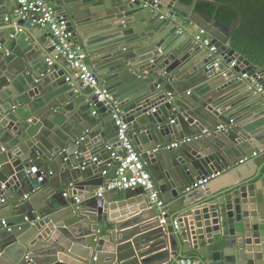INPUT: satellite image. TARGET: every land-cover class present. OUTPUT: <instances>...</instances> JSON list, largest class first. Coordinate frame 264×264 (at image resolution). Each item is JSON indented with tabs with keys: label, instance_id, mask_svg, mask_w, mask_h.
<instances>
[{
	"label": "water",
	"instance_id": "obj_1",
	"mask_svg": "<svg viewBox=\"0 0 264 264\" xmlns=\"http://www.w3.org/2000/svg\"><path fill=\"white\" fill-rule=\"evenodd\" d=\"M49 1L74 40L110 23L106 41L83 39L86 63L129 123L166 221L160 226L142 188L95 195L116 177L112 154L122 153L114 109L66 82L65 59L46 61L56 55L50 33L11 14L14 24L0 35V264H175L189 255L202 264H264V102L232 77L246 71L264 85V65L230 46L239 11L211 0ZM199 1L238 17L222 24L196 11ZM191 26L205 31L206 48ZM132 203L136 215L115 212Z\"/></svg>",
	"mask_w": 264,
	"mask_h": 264
},
{
	"label": "built area",
	"instance_id": "obj_2",
	"mask_svg": "<svg viewBox=\"0 0 264 264\" xmlns=\"http://www.w3.org/2000/svg\"><path fill=\"white\" fill-rule=\"evenodd\" d=\"M10 1H13L18 5V8L14 12L16 15L28 20L31 26L47 29L50 33V42L54 47L56 55L52 58H47V63L52 65L53 59L58 57L64 58L67 66V73L64 80L68 83H70L71 80H77L81 85L89 87L92 90L97 98V102H101L104 106H112L114 109L113 118L115 126L117 127V137L122 153L119 155L116 153L112 154L113 158L117 160V166L115 168L116 177L111 179L106 186H101L96 195L101 197L106 190L142 188L145 192L149 206L158 209L160 226H165L167 212L164 208L166 203L162 199L160 191L152 178L150 171L129 135V123L125 121L121 112L117 110V101L114 99L109 89L93 72H91L86 63L87 54L74 42L72 31L69 30L68 27V20L56 11L55 7L49 2V0ZM5 20H8V17H6ZM205 34V31L199 28L197 33L193 36V40L202 48H206L210 43L209 38H203ZM207 51L212 54L215 53L216 48L211 45L207 48ZM221 63H223L222 56L215 54L213 59L214 68L219 71L218 67ZM235 66L236 61L232 60L229 63H226L225 69L220 72L223 76H226V73L233 71ZM232 77L244 80L247 91L264 102V85L259 82L257 76L249 75L245 71L233 72ZM170 122L172 123L173 120ZM177 145L178 143H171L165 147L170 148L176 147ZM256 155L257 152H254L253 156ZM92 160L96 161L97 157H93ZM240 162H243V160ZM224 172L225 170H220L212 172L206 177L199 178L188 188V190L203 187L208 184L209 181L221 176ZM64 195H66V193ZM28 197L29 195H25V198ZM75 199L77 202L79 201L78 197H75ZM0 202H3V200ZM173 226L175 229H179L177 219H174ZM177 264L202 263L193 258H185L177 260Z\"/></svg>",
	"mask_w": 264,
	"mask_h": 264
},
{
	"label": "trees",
	"instance_id": "obj_3",
	"mask_svg": "<svg viewBox=\"0 0 264 264\" xmlns=\"http://www.w3.org/2000/svg\"><path fill=\"white\" fill-rule=\"evenodd\" d=\"M227 4L240 13V22L230 38V46L252 64L264 65V0H211ZM189 4L191 0H181ZM196 11L212 16L227 26L238 17L229 7H217L213 3L199 1L194 6Z\"/></svg>",
	"mask_w": 264,
	"mask_h": 264
},
{
	"label": "crops",
	"instance_id": "obj_4",
	"mask_svg": "<svg viewBox=\"0 0 264 264\" xmlns=\"http://www.w3.org/2000/svg\"><path fill=\"white\" fill-rule=\"evenodd\" d=\"M50 2V1H49ZM0 3H1V6H0V8L1 9H3L4 10V12H6L5 13V15L4 16H0V35H1V39H4L6 36H7V33H8V31H9V29H10V27H12V25L14 24L13 23V21H12V19H11V14L14 16V17H17V16H19V15H16L14 12H15V10L18 8L17 6H16V3L15 2H13V1H10V0H0ZM53 4V3H52ZM53 6H54V4H53ZM55 7V6H54ZM102 11L103 10H101L99 13H102ZM162 14H165L164 12L162 13ZM6 17H8V20H5V18ZM93 19H98V17L97 16H95ZM26 20V19H25ZM108 24H110V23H106V24H103V23H101V24H94V28L93 29H91L89 32H87L86 34H88V35H85L84 33H82V35H79V34H77V40L75 39L74 40V42L77 44V45H79L80 46V48L83 50H85L86 49V46H84V44H83V39L85 40H88L87 41V43L86 44H88V45H93V43L94 42H104V41H106L107 39H105V35H107L108 36V34L110 33L109 32V30H110V28H108L107 27V25ZM33 27H35V26H33ZM36 29H37V27H35ZM194 28V29H193ZM196 27H187V30L188 29H191V30H194L193 31V33L192 34H194V33H196V29H195ZM87 29H89V28H87ZM86 29V30H87ZM41 30H44V31H47L48 32V30L47 29H41ZM192 32V31H191ZM111 35V34H110ZM26 41V40H25ZM77 41H79V42H77ZM12 45H13V43H11ZM86 51V50H85ZM87 55H88V53L87 52H85ZM257 66V65H256ZM104 84V83H103ZM101 161H103V159H106L105 157L103 158L102 156H101ZM247 158H244L243 160L245 161ZM110 167H111V165H110ZM107 173L108 174H110L111 175V172H109V171H107ZM104 174H106V172L104 173ZM223 175V174H222ZM157 185V184H156ZM158 187V186H157ZM100 188V187H99ZM99 188H98V190H99ZM159 189V188H158ZM98 190H96V192H95V195L97 194V192H98ZM160 191V190H159ZM122 192H123V190H122ZM161 194V193H160ZM123 198V197H122ZM134 207H138V205L136 204V203H132V205H126L124 208H122V209H117V210H115V212H121V211H124V212H126V215H124V217H127V216H130V215H132V214H134L135 212H131L130 210L131 209H134ZM134 215H136V214H134ZM176 219V218H175ZM193 252V251H192ZM188 258H193V259H195V257H193L192 255H189V257ZM183 259H185V258H183ZM197 260V259H196ZM175 264H177V261H176V263Z\"/></svg>",
	"mask_w": 264,
	"mask_h": 264
}]
</instances>
